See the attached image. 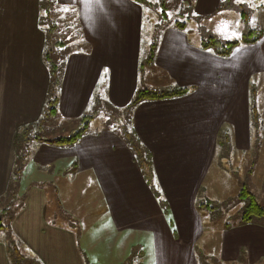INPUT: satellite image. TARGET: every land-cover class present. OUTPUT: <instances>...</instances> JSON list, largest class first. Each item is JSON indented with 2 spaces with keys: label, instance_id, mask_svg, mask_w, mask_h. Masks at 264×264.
<instances>
[{
  "label": "crops",
  "instance_id": "crops-1",
  "mask_svg": "<svg viewBox=\"0 0 264 264\" xmlns=\"http://www.w3.org/2000/svg\"><path fill=\"white\" fill-rule=\"evenodd\" d=\"M41 1L0 0V197L15 169L18 130L37 122L47 108L51 73ZM55 1L56 12L76 20L81 30L64 60L59 121L94 117L72 145L31 142L23 205L10 235L0 238V264H15L12 235L20 252L39 264H88L80 231L55 219L60 210L50 208L59 191L53 178L68 173L71 186L91 192V198L96 193L101 212L94 222L124 238V245L139 243L140 264H200L196 246L205 234V217L199 207L213 209V191L239 197L246 186L259 192L249 187V174L264 173V3L259 21L226 41L252 30L262 37L221 56L203 47L204 38H193L200 25L189 31L187 22L226 19V0H166L167 15L186 17L185 25L170 23L146 37L147 7L159 9L163 0ZM156 79L160 88L146 83ZM179 88L186 92L143 99L127 109L139 90ZM101 113L119 114L115 124L124 123L150 155L151 180L117 125L91 127ZM216 202L233 208L234 200ZM85 210L91 215L90 205ZM237 219L220 229L216 255L229 264H264V218Z\"/></svg>",
  "mask_w": 264,
  "mask_h": 264
},
{
  "label": "rangeland",
  "instance_id": "rangeland-1",
  "mask_svg": "<svg viewBox=\"0 0 264 264\" xmlns=\"http://www.w3.org/2000/svg\"><path fill=\"white\" fill-rule=\"evenodd\" d=\"M261 3V0H242V2H237V0H226V10H229L230 12L226 19L218 20L217 22L213 20L211 24H209L207 21H198L192 18L187 22V29L189 31L193 27H196L197 29V26L200 25L199 31L195 32L198 34L194 35V31L191 32L193 38L201 37L209 39L210 37H214L215 39L226 41V39L230 37L231 39H235L234 37H241L240 35L242 32L247 31L251 25H255L256 22L259 21L260 13L263 10ZM49 9L46 7L43 9L42 22L43 25L48 24L46 25V29L50 27L51 23L55 26L54 33L52 35L53 40L62 39L66 41V45L62 47L63 49H61L60 52L65 57L66 54H68L69 49L77 47V40H79V28L74 26L77 24L76 20H71L70 22L66 19L63 13L54 11V15L51 17L52 19L48 18L47 10ZM162 9V6H160L159 9H157V7L154 9L147 7L144 26L145 37L148 34L153 36L154 31L156 32L158 30V26L156 25L159 24V16L161 15ZM241 13H244L245 16L241 17ZM168 17L169 19H172V23H174L177 19L175 12L168 13ZM177 20L184 22L186 17H181ZM225 25H227V27H225ZM146 83H151L150 85H153L151 87H161L157 79L155 82L150 80ZM106 113H101L97 116L95 121L91 123V127L98 128L103 124L110 122L113 126L117 125L115 122L119 114L112 113L111 115H107ZM117 126H119V124ZM22 145H24V143L18 141V148H22ZM30 146V148H32L33 145L30 144ZM25 169L21 174L23 185L26 179L25 176L27 175V170ZM257 172L252 174V176L249 174L250 184L248 185L254 192L256 189L259 190L260 194L259 192L255 194H257V200L264 205V173ZM71 177L72 175L68 173L60 175L57 178H53L52 181L58 187L59 191L55 195V199L54 197L51 199L50 208L52 209L53 206H56L60 210L61 215L54 216L55 219H59L63 223H68L75 227L77 231H80L79 240L81 247L86 252L88 264H140L141 253L139 252V243L133 241L132 243H126L124 245V238H119L115 233L106 230L104 224H101L100 222L97 223V221L94 222L93 220H96V213L101 212L100 203L97 201V198H95L96 193L95 196L91 198V192H87L86 194L84 192L85 190L82 191L83 188L79 189L71 186ZM243 181L244 180L241 179L239 180L240 185L238 188L241 187ZM232 184L235 186L233 181ZM227 190L231 191L229 189ZM217 191L219 192L220 188H217ZM70 192H72L71 195H73L76 199L75 205L70 202L72 198H70V196L68 197ZM215 192L216 191H213L211 194L212 196H209L215 201L212 203V210L207 209V207H199L200 213L205 217V234L201 239V242H198L196 246L200 264H229L222 262V260L217 256L218 253L216 255V251L219 252V242L222 236L220 229L223 226H226L227 223L230 225L237 222V218L240 216L242 211L241 207L243 209V205L246 202L240 200L239 197H235L234 195L214 194ZM229 197L234 200L233 208L232 206L228 207L225 202H216L223 200L226 201ZM22 203L23 201L21 199H15L13 203L14 209ZM89 205L92 210L90 212L91 215L87 216L85 209ZM9 235L10 232L7 229L0 231V238L2 239L7 238ZM12 253L13 256L16 255L14 251H12ZM149 262L150 261H148V263ZM232 264L241 263L232 262Z\"/></svg>",
  "mask_w": 264,
  "mask_h": 264
},
{
  "label": "trees",
  "instance_id": "trees-1",
  "mask_svg": "<svg viewBox=\"0 0 264 264\" xmlns=\"http://www.w3.org/2000/svg\"><path fill=\"white\" fill-rule=\"evenodd\" d=\"M166 0H163L162 7L165 6L164 3ZM50 8L47 10L48 18H51L56 11V1L55 0H43L41 1L42 11L44 8ZM223 7H226L225 2ZM189 18V17H188ZM43 19V14H42ZM41 19V24L47 32V44L45 50V59L50 69L51 73V86L49 92V98L47 100V108L43 116L35 123L29 124L22 127L18 130L15 140V149H16V164L11 177L9 186L6 193L0 197V231L7 229L11 232V222L16 214L17 209L21 205L14 209L15 199H21V174L25 169L27 164V159L30 153V144L33 140H40L54 145L67 146L72 145L78 142L81 137L88 131L90 122L93 115H84L83 117L70 120V121H59L58 111H57V102H58V88L62 78V72L64 69L65 57L60 53L62 47L66 45V41L62 39L53 40V33L55 26L53 23L50 24V27L46 29V25H43ZM52 19V18H51ZM172 23V19H169L167 15V8H163L162 16L159 21L158 27L168 25ZM175 25L184 26L185 21L181 22L176 19L174 21ZM74 25V24H73ZM76 28H79L80 37L81 30L80 26L77 24L74 25ZM71 28V27H70ZM48 30V31H47ZM251 38H248L250 37ZM263 33L261 31L252 30L245 38L240 40L233 41H222L210 37L205 39L202 43L205 48H213L219 55L228 56L239 44L243 42H256L262 37ZM72 49H69L71 51ZM67 55V54H66ZM186 92L184 88H179L171 91H157V90H139L133 100L129 105L128 111L130 108L135 106L137 103L147 98H163L170 97L174 95H179ZM257 126L259 125L258 121L256 122ZM256 126V127H257ZM123 132L125 138L130 143L131 147L135 151L137 160L139 161L141 168L148 180H151L153 177L152 172V162L150 161V155L146 152L144 148L139 146L138 139L133 133H131L124 123H120L118 126ZM18 141L24 143L22 148H18ZM239 198L245 199L246 204L241 212V222L248 223L255 220H261L264 218V205H262L256 198V195L246 186H243ZM23 201V200H22ZM164 206L167 205L163 202ZM208 206L212 207L210 203ZM213 208V207H212ZM16 239L12 235L11 239V249L16 253L14 256L15 264H39L36 258L28 257L25 254H22L17 248Z\"/></svg>",
  "mask_w": 264,
  "mask_h": 264
},
{
  "label": "snow or ice",
  "instance_id": "snow-or-ice-1",
  "mask_svg": "<svg viewBox=\"0 0 264 264\" xmlns=\"http://www.w3.org/2000/svg\"><path fill=\"white\" fill-rule=\"evenodd\" d=\"M237 2H242V0H237ZM262 3H264V0H261ZM227 27V25H225Z\"/></svg>",
  "mask_w": 264,
  "mask_h": 264
}]
</instances>
